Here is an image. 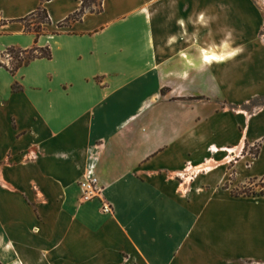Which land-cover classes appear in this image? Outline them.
Wrapping results in <instances>:
<instances>
[{"label": "crops", "instance_id": "crops-1", "mask_svg": "<svg viewBox=\"0 0 264 264\" xmlns=\"http://www.w3.org/2000/svg\"><path fill=\"white\" fill-rule=\"evenodd\" d=\"M81 8L0 0V58L52 53L0 63V264H264V196L232 195L264 178V104L242 110L264 97V0ZM90 173L113 215L82 201Z\"/></svg>", "mask_w": 264, "mask_h": 264}, {"label": "trees", "instance_id": "trees-1", "mask_svg": "<svg viewBox=\"0 0 264 264\" xmlns=\"http://www.w3.org/2000/svg\"><path fill=\"white\" fill-rule=\"evenodd\" d=\"M42 1H51V0H42ZM79 1L82 2V8L70 20L73 21L80 20L87 11H91L93 13H100L102 11L103 0H79ZM21 21L24 23L27 31L34 30L36 32L37 38H39L45 32V25L50 24L49 15L43 7H41L36 13L30 15L25 19H22ZM5 55L9 56L10 58V66L3 64H1V66L7 68L14 75H16L17 72L23 66H25L31 61L40 58H46V59L52 58V53L49 48L41 49L37 46L29 50L11 47L6 51ZM197 99H201V98H197ZM232 195L235 197H240V196L262 197L264 196V191H261L260 193L252 192L251 194L248 192H243L242 194H237L232 192Z\"/></svg>", "mask_w": 264, "mask_h": 264}, {"label": "rangeland", "instance_id": "rangeland-1", "mask_svg": "<svg viewBox=\"0 0 264 264\" xmlns=\"http://www.w3.org/2000/svg\"><path fill=\"white\" fill-rule=\"evenodd\" d=\"M256 30L258 31L256 33V36H255L254 40L252 39V42L249 44L251 45L253 43L256 45H263L264 46V14H263L262 21L256 22ZM245 40H246V37H244V39L240 40L241 41L240 43L246 44ZM0 63L7 64L10 66V59L7 56L2 57V58H0ZM196 99L197 98H192V99H190V102H194V101H196ZM221 104L223 105V103H221ZM263 104H264V97L255 100L253 104L251 103L248 106H244L242 108V110L248 111V112H253L256 109H259ZM239 110H241V109H239ZM235 152L236 151H233V153H235ZM250 153L252 155L256 156L258 153L257 147L252 148ZM230 184L231 183L228 182L226 187L229 188ZM261 191H264V178L259 179V180H251L245 184L238 185L237 187H234L232 189V192L237 193V194H242L243 192H248L250 194L252 192L260 193Z\"/></svg>", "mask_w": 264, "mask_h": 264}, {"label": "built area", "instance_id": "built-area-1", "mask_svg": "<svg viewBox=\"0 0 264 264\" xmlns=\"http://www.w3.org/2000/svg\"><path fill=\"white\" fill-rule=\"evenodd\" d=\"M81 190V199L83 202H95L99 201L102 205V212L106 215H113V206L104 200V187L102 186L100 179L94 174H89L79 184Z\"/></svg>", "mask_w": 264, "mask_h": 264}, {"label": "bare ground", "instance_id": "bare-ground-1", "mask_svg": "<svg viewBox=\"0 0 264 264\" xmlns=\"http://www.w3.org/2000/svg\"><path fill=\"white\" fill-rule=\"evenodd\" d=\"M213 57H215L214 59H213ZM216 59V56L215 55H212V56H206L205 57V61L206 62H210L211 60H215Z\"/></svg>", "mask_w": 264, "mask_h": 264}, {"label": "snow or ice", "instance_id": "snow-or-ice-1", "mask_svg": "<svg viewBox=\"0 0 264 264\" xmlns=\"http://www.w3.org/2000/svg\"><path fill=\"white\" fill-rule=\"evenodd\" d=\"M215 57H213V59H214Z\"/></svg>", "mask_w": 264, "mask_h": 264}]
</instances>
